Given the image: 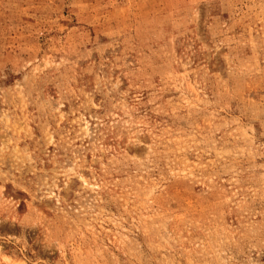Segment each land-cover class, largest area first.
Instances as JSON below:
<instances>
[{
  "label": "rangeland",
  "instance_id": "rangeland-1",
  "mask_svg": "<svg viewBox=\"0 0 264 264\" xmlns=\"http://www.w3.org/2000/svg\"><path fill=\"white\" fill-rule=\"evenodd\" d=\"M0 264H264V0H0Z\"/></svg>",
  "mask_w": 264,
  "mask_h": 264
}]
</instances>
